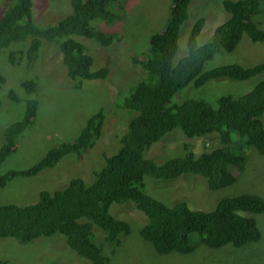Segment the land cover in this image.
I'll list each match as a JSON object with an SVG mask.
<instances>
[{"label": "trees", "instance_id": "16d2710c", "mask_svg": "<svg viewBox=\"0 0 264 264\" xmlns=\"http://www.w3.org/2000/svg\"><path fill=\"white\" fill-rule=\"evenodd\" d=\"M192 1L172 0L165 27L150 37L147 56H133L145 75L129 87L123 101H117L129 119L121 127L119 148L106 155L104 165L94 171V179L88 182L75 175L63 188L42 189L35 203L0 202V238L13 237L27 244L59 233L80 256L93 264H109L110 257L97 233L103 232L109 243L120 244L132 226L117 217L112 208L114 204L129 203L144 219L140 235L160 254H189L201 244L211 249L228 244L242 247L260 240L262 233L255 215L264 213V197L257 193L235 192L219 199L213 209L200 210L191 208L184 197L167 204L146 190L150 178L175 181L185 176L205 178L210 190L222 189L237 182L250 148L264 154V79L240 96H203L213 101L193 97L174 100L188 84L199 88L211 80H244L264 71V62L253 66L232 62L205 69L217 52H232L244 34L253 42L264 41V29L255 21L256 16L264 17V0H224L228 17L202 45L197 37L206 18L200 16L189 32L187 53L176 60L181 27L190 16ZM9 3L0 14V50L24 42L18 44L20 49L9 51L13 66L23 62L30 68L40 57L44 42H54L58 45V60L66 66L75 89L79 90L85 80L109 77V67L93 68L95 58L88 43L103 47L114 43L117 34L109 28L124 14L125 10L118 11L124 7L122 0H70L69 14L45 22L35 19L34 9L38 5L44 10L46 0ZM21 80L20 92L10 88L8 95L14 101H25L26 108L4 132L0 165L16 150L20 135L33 124L44 95L40 90H46V83L36 76ZM5 81L6 76L0 73V91ZM104 119L100 108L87 118L74 140L50 148L29 168L0 171V190L15 178L32 177L55 167L63 158L83 155L101 138ZM176 129L190 139L215 134L217 143L201 152L184 143V153L157 162L153 147ZM7 261L0 259V264Z\"/></svg>", "mask_w": 264, "mask_h": 264}, {"label": "rangeland", "instance_id": "374dc122", "mask_svg": "<svg viewBox=\"0 0 264 264\" xmlns=\"http://www.w3.org/2000/svg\"><path fill=\"white\" fill-rule=\"evenodd\" d=\"M9 1L0 0V14L10 4ZM46 1L47 6L44 10L38 5L34 9L37 21H55L71 12L70 0ZM122 1L123 9H119L122 3L117 4V9L119 12L125 10L124 14L118 23L109 28L117 34L114 43L109 47L88 43L91 48L89 52L95 58L93 68L107 66L110 68V75L106 79L85 80L79 90L72 86L66 67L58 60L57 45L45 43L40 57L34 60L30 68L25 67L23 62L17 66L9 62V51L20 49L22 46L18 44L24 42H17L0 50V73L6 76L0 91V148L5 141L6 128L20 119L26 108L25 101L17 102L9 97L10 88L20 92L21 79L30 76H36L39 82L46 83V90H40V94L44 92V95L41 97L33 124L20 135L16 150L0 165L1 172L14 168H29L50 148L62 141L74 140L87 118L98 109L103 108L105 113L103 134L93 148L83 155L63 158L55 167L42 170L32 177L15 178L0 190V202L35 203L39 200L42 189L53 191L63 188L75 175H80L91 182L95 176L94 171L104 165L106 155H111L119 148L121 127L127 124L129 115L118 107L117 101H123L130 92L129 90L126 93L129 87L134 86L145 75L140 63L134 62L133 56L137 58L147 56L150 37L165 27L172 3V0H129L127 4L124 3L125 0ZM223 1H192L190 16L181 27L176 60L187 53L189 32L200 16L206 18V24L197 37L199 45L207 42L215 29L227 19L228 12ZM255 21L264 29V17L256 16ZM232 62L244 66L264 62V41L253 42L244 34L232 52L223 50L217 52L206 62L205 69ZM262 79L264 71L244 80L230 78L212 80L199 88L188 84L174 100L182 101L193 97L213 101L206 97H219L222 94L240 96L253 89ZM184 93L187 97H184ZM215 142L217 143L215 134L190 139L181 129H176L170 131L153 147L152 155L156 157L157 162H163L169 156L184 153V143H189L196 152H201ZM203 179L193 180L189 176L175 181L150 178L146 190L167 204L184 197L191 208L200 210L213 209L219 199L235 192L251 191L264 197V154L255 147L250 148L244 171L233 185L210 190ZM112 211L117 217L129 221L132 229L129 235L123 237L120 244L105 241L104 233L98 231V240L104 252L110 257L109 264H264V213L255 215L262 233L260 240L256 242L242 247L228 244L216 249L201 244L189 254L178 252L160 254L152 243L140 235L139 231L144 222L140 212L133 209L129 203L114 204ZM96 228L98 227L95 226ZM0 259L8 260L7 264H93L91 260L77 254L59 233L39 237L27 244L20 243L13 237L0 238Z\"/></svg>", "mask_w": 264, "mask_h": 264}, {"label": "clouds", "instance_id": "9594fccd", "mask_svg": "<svg viewBox=\"0 0 264 264\" xmlns=\"http://www.w3.org/2000/svg\"><path fill=\"white\" fill-rule=\"evenodd\" d=\"M45 43H51V44H55V45H57L56 43H54V42H44V44L42 45V47L45 45ZM58 46V45H57ZM42 49V48H41ZM9 62H10V60H9ZM11 63V62H10ZM66 67V66H65ZM67 69V68H66ZM68 75V74H67ZM69 78V77H68ZM70 79V78H69ZM71 80V79H70ZM212 81V80H211ZM210 82V81H209Z\"/></svg>", "mask_w": 264, "mask_h": 264}]
</instances>
